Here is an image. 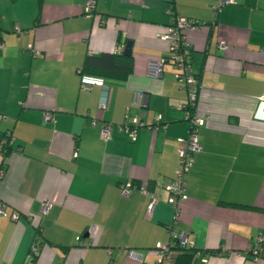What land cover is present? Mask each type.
Instances as JSON below:
<instances>
[{"label": "crops", "instance_id": "crops-1", "mask_svg": "<svg viewBox=\"0 0 264 264\" xmlns=\"http://www.w3.org/2000/svg\"><path fill=\"white\" fill-rule=\"evenodd\" d=\"M87 1L0 0V140L10 134L0 264H151L169 224L192 245L188 264H264V120L253 116L264 95V0L218 10L216 0H173L176 12L199 21L184 32V49L195 109L204 115L176 217L166 185L188 128L186 93L170 61L158 76L147 73L149 59L170 53L160 37L165 0H93L85 11ZM127 39L125 78L78 72L86 53L121 50ZM103 89L107 104L99 109ZM137 91L145 94L141 105ZM134 117L159 121L155 129L138 126L133 138L115 127L101 134L104 121ZM142 180L158 195L151 211L146 194L119 191ZM257 244L261 254L253 256Z\"/></svg>", "mask_w": 264, "mask_h": 264}, {"label": "built area", "instance_id": "built-area-1", "mask_svg": "<svg viewBox=\"0 0 264 264\" xmlns=\"http://www.w3.org/2000/svg\"><path fill=\"white\" fill-rule=\"evenodd\" d=\"M233 0H216V3L213 5L215 10H218L221 6L231 3ZM94 2L93 0H88L85 4V11H90L93 9ZM165 13L168 14L169 20L166 24L165 30L160 33V37L165 39L169 43L170 53L166 57H156L149 59L147 63V71L150 75L158 76L161 72V65L164 61H170L177 71L175 73V78L180 82L181 88L185 90L186 100L183 104L184 118L188 121V128L186 134L181 136L177 140L176 154L178 158V166L175 169L174 178L166 185L168 189L167 201L172 205L174 214L178 212V202L185 197L183 180L184 173L187 171L190 166L193 153L200 148V142L197 137V127L204 122V115L198 113L195 109L196 98H197V84L195 74L191 71L188 63V53L184 49V32L188 29H193L199 25V21L187 18L184 15L176 12L173 6V0H165ZM15 31H20L19 26L14 25ZM218 46L220 48L225 47L223 42H219ZM83 87H88V84L83 83ZM107 90H101L97 106L99 109H104L107 104ZM145 100V94L143 92L137 91L133 94V101L139 105L143 104ZM262 101H264V95L262 96ZM262 109L264 105L262 104ZM43 118H50V112L45 111L43 113ZM159 121V118L156 117L153 124H145L138 118L134 117L130 123H116L113 126L121 131L126 132L131 138L135 135V130L138 126L146 125L150 128H156V124ZM112 127L111 122L104 121L101 126V134L107 136ZM6 139V137H5ZM4 140H0V143H4ZM0 170V176L2 175ZM121 193L126 194L130 189L135 188L139 191L146 193L149 197L147 203V210H152L156 198L158 197L157 193L154 190L149 189L146 186V180H142L137 184H131V182H124L121 184ZM50 206L48 200H43L40 205L41 212H46ZM4 206L0 203V212L3 213ZM12 217L15 218L16 214L12 213ZM176 230L169 224L167 226L168 238L165 242H157L155 247L158 252V258L155 260L157 262H162L167 259L169 254V238L176 235ZM178 239L180 242H186L185 235L181 232L177 233ZM258 241L261 240L260 236L257 237ZM260 245V244H259ZM259 245L253 249L252 254H256L258 251Z\"/></svg>", "mask_w": 264, "mask_h": 264}, {"label": "trees", "instance_id": "trees-1", "mask_svg": "<svg viewBox=\"0 0 264 264\" xmlns=\"http://www.w3.org/2000/svg\"><path fill=\"white\" fill-rule=\"evenodd\" d=\"M165 57L167 58V56H165ZM131 61H132L131 54L130 53L124 54V53H122L121 50L101 51L98 53H86L83 57V60H82L80 67L78 68V72L80 74H88V75H94V76H103V77H110V78H116V79H123L126 77V75L128 74V72L130 70ZM112 127H114V126H112ZM4 136L6 137L5 142L0 143V153L2 156L1 157L0 170L2 172H3V167H4V154H5L6 149H7V142L9 140L10 134L8 132H5ZM121 184H119V191L121 189V187H120ZM131 184H137V183L131 182ZM146 186L149 188L148 181H146ZM149 189H151V188H149ZM151 190H153V189H151ZM120 193H121V191H120ZM126 194H124V195H126ZM144 194H146V193H144ZM148 200H149V197H148ZM156 200H157V198H156ZM229 205L241 206V207H252L251 205L237 204V203H231ZM42 213H45V212H42ZM171 226H172V224H171ZM35 231H36L38 236L41 235L40 234L41 233L40 228L36 227ZM175 232H176V235L175 236L173 235L169 238V254L167 256V259L163 260L162 262L154 261L151 264H188L189 263L192 255H193V252H194L193 249L191 248L192 245H188L187 241L186 242H180L178 239V236H177V233H179V232L178 231H175ZM40 239L41 238L39 237L40 242L38 241V243L41 244ZM77 240L80 241L79 236L77 237ZM33 245H35V244H33ZM259 247H257L258 251L255 252L256 254H252L253 250H251L250 251L251 255H253V256L257 255V254L260 255L261 252L259 253V251H260ZM32 255L34 256V253H32Z\"/></svg>", "mask_w": 264, "mask_h": 264}, {"label": "water", "instance_id": "water-1", "mask_svg": "<svg viewBox=\"0 0 264 264\" xmlns=\"http://www.w3.org/2000/svg\"><path fill=\"white\" fill-rule=\"evenodd\" d=\"M130 49H131V40L127 39V40H125L121 51L124 54H128V53H130ZM253 116L257 119L264 120V109H262V100H259V102L255 108V111L253 113Z\"/></svg>", "mask_w": 264, "mask_h": 264}, {"label": "bare ground", "instance_id": "bare-ground-1", "mask_svg": "<svg viewBox=\"0 0 264 264\" xmlns=\"http://www.w3.org/2000/svg\"><path fill=\"white\" fill-rule=\"evenodd\" d=\"M147 73H148V71H147ZM149 74V73H148ZM150 75V74H149ZM150 76H153V75H150ZM262 104L264 105V101H262ZM156 202V201H155ZM168 202V201H167ZM169 203V202H168ZM155 204V203H154ZM170 204V203H169ZM154 207V206H153ZM177 207H178V210H179V206L177 205ZM147 208V207H146ZM153 209V208H152ZM147 211H149V210H147ZM151 211V210H150ZM175 215V214H174ZM175 217H176V215H175Z\"/></svg>", "mask_w": 264, "mask_h": 264}]
</instances>
